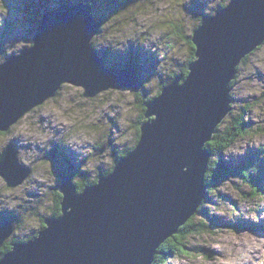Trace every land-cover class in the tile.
Listing matches in <instances>:
<instances>
[{"label":"water","instance_id":"water-1","mask_svg":"<svg viewBox=\"0 0 264 264\" xmlns=\"http://www.w3.org/2000/svg\"><path fill=\"white\" fill-rule=\"evenodd\" d=\"M100 24L84 1L62 2L40 15L31 45L0 65L1 132L54 94L62 80L83 85L86 97L110 87L140 90L132 65L107 67L89 44ZM190 38V76L182 86H162L161 97L145 103L137 149L81 191L71 174H62L59 215L45 217L31 238L12 242L0 264H152L161 243L198 210L210 156L202 145L231 110V82L241 60L263 44L264 0H232L215 17L203 16ZM30 172L6 145L0 156L6 186L21 184ZM14 228L0 224V247Z\"/></svg>","mask_w":264,"mask_h":264},{"label":"rangeland","instance_id":"rangeland-1","mask_svg":"<svg viewBox=\"0 0 264 264\" xmlns=\"http://www.w3.org/2000/svg\"><path fill=\"white\" fill-rule=\"evenodd\" d=\"M80 1L91 3V13L101 23L108 19L110 23L104 30L106 33L115 31L120 35L124 34L123 25L129 23V17L114 18L119 16L116 12L120 9L124 12L135 8L137 12L147 17L146 22H141L135 15L130 14L131 23L136 28L143 29L136 33V43L154 50V53L131 44L125 52L112 51L110 48L100 51L94 49L104 58L107 67L125 68L129 64H136L140 89L144 81L158 75L155 71L156 66L162 76V82L164 78L170 79L173 74L180 73L185 68L190 56L189 38L204 16L203 8L208 2V0H190L187 4V0H0V6H3L5 12L9 11L4 26L0 28V54L4 53L6 46L12 47L21 40L23 46L28 48L32 43L31 37L40 15L47 10L57 8L62 2L76 4ZM157 5H169V7L162 8ZM171 5H176V8H172ZM116 39L114 36L113 40ZM14 54L16 53L7 55L5 60ZM261 62H264V43L239 64L231 89L233 99L231 110L220 124V128H224L233 121L235 115L242 113L241 116L248 129L238 139L249 143L264 142V83L260 85L259 93L251 92L245 95L250 89L257 87L254 81L264 82V72L259 69L251 70L256 63ZM147 95L148 90L134 93L130 88H119L106 89L93 97H85L77 108L99 109L102 116L98 123L103 125L104 132L95 144L82 146L83 153L102 161L103 157H97L96 154L103 150L110 151L106 146H111L112 155L116 160L121 151L117 150L118 146L113 144V140L121 141L124 137H128L127 142L134 143L137 123L143 116L142 112L145 111L142 108L143 100L156 96L155 93ZM70 99L75 98L70 97ZM44 103L29 110L11 125L7 132H0V146L6 147L12 144L16 150L21 148L22 152L18 153V156H23V162L19 163L31 169L29 176L14 187L6 186L0 176V224L15 225L8 239L12 237L26 239L36 235L40 230V216H50V210L55 204L56 197L52 189L58 186L59 172L71 174L72 177L79 174L82 178L90 175L88 172L80 171L83 160L79 159L78 154L71 149L58 146L55 142L51 150L42 145H35L31 142V137H27L22 131L25 125H31L34 129H39L43 125L44 117H39V123H36V119L38 110L43 109ZM254 115L257 116L255 120L252 118ZM75 118L87 121L88 113L80 112ZM58 135L62 137L63 133ZM249 159H252L253 164L262 167L264 173V160H260V153L255 149H249L242 157H229L225 160L222 156V161L231 168L243 162L247 164ZM109 168L110 165H105V171ZM103 171L104 168L101 166L100 173ZM100 173L97 169L94 178ZM83 181L86 180H77V182ZM220 187L219 185L218 190L210 194L220 200L219 208L223 215H210L203 204V208L212 218L209 219L211 222L209 227L202 232L179 235V241L185 245L186 251L180 252L176 249L174 255L167 254L163 258L160 257L156 264H226L229 259L228 252L237 247L240 250L247 249L251 254L252 259L248 264H264V244L261 243L264 240V219H260L258 223L244 220L245 216L250 219L252 213L260 216L257 210H264V195L262 198L256 195L246 196L249 186L241 177L231 178L224 185L223 192L220 191ZM205 202L215 201L208 196ZM197 214L198 218L201 217L199 213ZM173 240L169 237L165 240V244L175 246L171 243ZM237 241L240 242L239 245Z\"/></svg>","mask_w":264,"mask_h":264},{"label":"clouds","instance_id":"clouds-1","mask_svg":"<svg viewBox=\"0 0 264 264\" xmlns=\"http://www.w3.org/2000/svg\"><path fill=\"white\" fill-rule=\"evenodd\" d=\"M231 2L232 0H208L206 7L203 8V15L209 17H215L217 15L218 10L227 9L230 6ZM188 3H190V0H187V4ZM210 5L213 6L210 8L209 7ZM157 7L167 8L169 7V5H157ZM171 7L176 8V5H171ZM116 13H119V16L114 18H120L125 16L129 17V23L123 25L125 29L124 34L120 35L118 32L115 31L111 33H106L104 30L109 27V23H110L108 19H106L103 23L100 24L99 30L91 36L89 40V44L91 45V47L96 51H100L101 49L104 48H110L112 51L125 52L127 51L129 45L131 44L134 47L143 48L145 50L154 53V50H150L146 46L143 47L139 46L136 43L135 35L137 32L142 31L143 29L136 28V26L131 23L130 14L135 15L141 22H146L147 17L143 13L137 12L135 8L129 9L128 11H124V12H122L120 9ZM8 16H9V11L5 12L3 6H0V28L4 26L5 20ZM114 36L117 38L116 40H113ZM22 42L23 40L16 42L12 47H7V46L5 47L4 53L0 54V65H3L6 62L5 57L7 55H11L12 53H16V55H20L21 50L26 48L23 46ZM261 43H264V41H261L258 44ZM198 60L199 57L196 52L195 62H197ZM255 69H259L261 72H264V62L256 63L254 68L251 70L255 71ZM155 71L158 75L153 76L150 79L144 81L142 83V87L140 90L141 91L148 90L147 96H149L150 93H155L156 95H158V98L161 97V95H159L161 85H163L162 91L166 87H168L170 83L173 81L177 83V86H182L190 76L188 75L185 77L178 73L175 75L174 79L164 78L162 82L161 80L162 76L159 74L157 66ZM177 77H181V79L177 80L176 79ZM181 81H183L182 84ZM253 83L256 84L257 87L250 89L249 92L245 93V95H248L251 92L259 93V91L261 90L260 85L264 82L254 81ZM77 85H79V87H75ZM227 87L229 88V81ZM107 89H113V88L110 87ZM85 90H86L85 87L81 84L71 82L69 80H62L59 83L58 87L55 89L54 94L49 95L46 98H43L42 101L34 104V105H40L42 102H45L43 109L38 110V116L36 119V123H39V117H44L45 120L43 125L39 129H34L31 127V125H25L24 129H22V131L27 137H31V142H33L35 145H42L48 148L49 150H51L52 144L53 142H55L58 146L67 147L71 149L73 152L78 154L79 159L83 160V163L80 164V171L88 172L90 173V175L87 178H82L79 174H75L72 177V182H75L78 179H82V180L93 179L94 173L96 172L97 169L100 173L101 166H103L104 168V173H103L104 175H105V165L114 166V168H116L117 166L115 159L112 155L111 146H106V148L110 149V151L103 150L96 154L97 157H103L102 161L97 158L86 156L82 151V146L86 144L89 145L95 144L98 138L103 136V132H104L103 125L98 123V121L101 119L102 116V113L99 111V109L93 110L90 107H86L83 109L77 108V105L80 104L81 101L84 100L85 97L87 96L85 95L86 93ZM101 91L102 90L98 92ZM227 95L229 97V91ZM49 97H51L52 99H49ZM70 97H73L75 99H70ZM80 112L88 113L87 121H83V119L75 118L77 114ZM152 116L156 117L155 114H153ZM252 118L255 120L257 119V116L254 115ZM58 133H63L62 137L58 135ZM127 140L128 137H124L121 141L113 140V144L118 146L117 150L119 149L120 151H127V155H128L129 153L135 151L139 144L136 145L134 143H128ZM234 144L235 146H229L221 154L219 155L212 154L209 157L206 171L204 173V181L206 185L212 180L209 178L208 174L211 172L213 176L214 170H216L218 167L217 164L214 168L210 169L209 163L212 159H216L219 163L221 155L225 158V160H227L229 157H242L248 152L249 149H255L260 153V160H264V142L252 141L251 143H249L246 140L238 139L237 141L234 142ZM202 150H206L205 143L202 145ZM4 152H5V147L0 146V156H2ZM17 152L18 153L22 152V149L19 148ZM18 161L23 162L22 155L18 156ZM183 170L187 171V166H185ZM245 171L250 172L251 174L257 173L258 171L257 164H253L251 167H249L247 170H244L243 172ZM236 176L239 175L230 176L224 179L221 183H219L218 185L221 186L220 191L223 192L224 185L227 184L231 178H234ZM213 187L215 186L206 187L205 190L208 196H210L215 202L207 203L205 201H201V203L202 202L204 203L205 208H207L208 213L210 215L212 214L223 215V212L220 211L219 208L220 200L216 198L213 194H210L209 190L212 189ZM257 211L260 212V216L256 215L255 213H252L250 219L248 218V216H245L244 220H250L252 222L258 223L260 219H264V210L258 209ZM236 243L237 245H239L240 242L237 241ZM261 243L264 244V240H262ZM228 256L229 259L227 260L226 264H248V261L252 259V256L247 249L240 250L239 247H237L235 250H230L228 252ZM2 259L3 257H0V260Z\"/></svg>","mask_w":264,"mask_h":264},{"label":"trees","instance_id":"trees-1","mask_svg":"<svg viewBox=\"0 0 264 264\" xmlns=\"http://www.w3.org/2000/svg\"><path fill=\"white\" fill-rule=\"evenodd\" d=\"M201 20H200V22H201ZM200 22H199V24H200ZM188 43L190 44L189 45L190 56H189V58H188V60L186 62L185 68L182 69L180 71V73H179V74H181L183 76H185L187 74V65H188V63L190 61H192L193 58H194V49L195 48H194V45L191 42V38H189ZM248 56H249V54L246 57H244L241 60V62L245 61L248 58ZM130 65H132L134 69L137 68L136 64H130ZM237 70H238V67H237ZM175 75H176V73L173 74L170 79H173L175 77ZM236 76H237V73H236ZM234 81H235V79L231 82V86L234 85ZM152 98H147V99L143 100V107H142L143 111L145 110V103L148 102L149 100H151ZM142 114H144V113L142 112ZM241 115H242V113H240L239 115H235L236 117H233V121L229 125L225 126L224 128H220V124L225 119L217 126V131L213 134V138L209 142H206V144H205V147L210 151V156L212 154H214V155L221 154L229 146H232L234 144V142L237 141L238 137L243 135L245 130L248 129L247 128L248 126H247L246 122L243 120ZM143 120H144V117L142 116V118L137 123L136 138H135L134 144L136 143V141L138 139V136H139V124ZM7 131H3L2 133L7 132ZM126 154H127V151H121L119 153V155L117 156L115 162L119 158H121L122 156H124ZM249 160L250 161H247V164L245 162H243L242 164H239V165L231 168V167H228L222 161V155L220 156L219 163H218V161L216 159H212L210 161V163H209V168L212 169L217 164H218V167H217L216 170H214V175L213 176H212L211 172L208 174L209 178L212 179V180L207 185L205 184L206 187L215 186L212 189H210L209 191L210 192H213L214 190L217 191L218 187H219L218 184L221 183L224 178H227L228 176L239 175V176H236V177H238V178L241 177L242 180L245 183H247L248 186H249V191H247L245 193V195L246 196H249V195L254 196V195H256V196H259V197L262 198V196L264 195V173H263V168L260 167V166L258 167V165H257L258 171L255 174H251L250 172H247V171L243 172L244 170H247L249 167H251L253 165L252 159H249ZM112 168H113V166H110V168L107 171H105V174L109 173L112 170ZM59 173H60L59 177H61L62 174H68V173H65V172H59ZM103 173H104V171L101 172L99 175H104ZM99 175L96 178H94L92 180H86L85 182L84 181L83 182L75 181L77 191H81L82 188L85 185H87V184L95 183L97 178L99 177ZM204 183H205V181H204ZM52 191H54L56 198H55V202H54L55 204H54L53 208H51V210H50V216H57L60 213L61 194H59V192L57 190V186L55 188H53ZM207 197H208V194L206 192V195H205V197H204V199L202 201H205ZM203 204L204 203L202 202L201 205L199 206L198 210L182 226L179 227L177 234H174L173 236H171L174 239L173 241H171V243L174 244L175 246H172V245H169V244H165V241L163 243H161L160 247L158 248L159 252L154 257L153 264H156V261L160 257L163 258L167 254L174 255L176 249L179 250L180 252L181 251L182 252L186 251L185 245H182V243H180V241H179V239H180L179 235H183L184 233L194 234V233H197V232H202V231H204L205 229H207L209 227V223H211L209 219H212V218H210L208 213L203 208ZM197 213H199V215H201V217L198 218V214ZM207 216H208V220L209 221L207 220ZM44 219H45V217H41L40 216V227H39L40 229L44 225ZM215 224H218V223L215 222ZM31 237L32 236L27 237L26 239H19L17 237H12L10 239H7L6 241H4V243L0 247V257L6 251H8L11 248V243L12 242L21 241V240L24 241V240H27V239H29Z\"/></svg>","mask_w":264,"mask_h":264},{"label":"bare ground","instance_id":"bare-ground-1","mask_svg":"<svg viewBox=\"0 0 264 264\" xmlns=\"http://www.w3.org/2000/svg\"><path fill=\"white\" fill-rule=\"evenodd\" d=\"M203 17V16H202ZM177 234V233H176ZM214 260V259H213Z\"/></svg>","mask_w":264,"mask_h":264}]
</instances>
